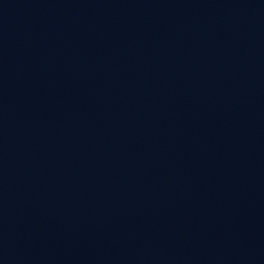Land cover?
<instances>
[{"label": "water", "instance_id": "water-1", "mask_svg": "<svg viewBox=\"0 0 264 264\" xmlns=\"http://www.w3.org/2000/svg\"><path fill=\"white\" fill-rule=\"evenodd\" d=\"M0 264H264V0H0Z\"/></svg>", "mask_w": 264, "mask_h": 264}]
</instances>
